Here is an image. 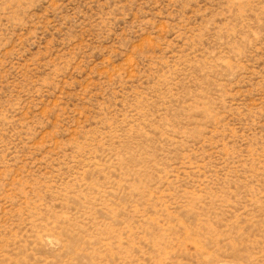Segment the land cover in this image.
<instances>
[{
  "label": "rangeland",
  "instance_id": "374dc122",
  "mask_svg": "<svg viewBox=\"0 0 264 264\" xmlns=\"http://www.w3.org/2000/svg\"><path fill=\"white\" fill-rule=\"evenodd\" d=\"M0 264H264V0H0Z\"/></svg>",
  "mask_w": 264,
  "mask_h": 264
}]
</instances>
